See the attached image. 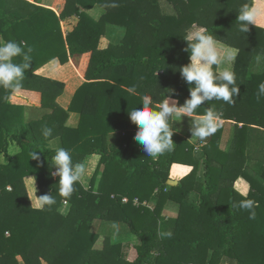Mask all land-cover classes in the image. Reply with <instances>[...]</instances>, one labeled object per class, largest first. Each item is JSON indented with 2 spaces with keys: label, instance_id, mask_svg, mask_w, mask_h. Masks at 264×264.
<instances>
[{
  "label": "trees",
  "instance_id": "trees-1",
  "mask_svg": "<svg viewBox=\"0 0 264 264\" xmlns=\"http://www.w3.org/2000/svg\"><path fill=\"white\" fill-rule=\"evenodd\" d=\"M252 2L66 0L58 14L38 0H0V40L21 46L22 55L14 62L29 64L21 89L39 91L44 109L41 117L26 121V107L9 102V92L0 88V264H21L20 258L24 264H221L224 257L236 264H264V170L254 174L246 168L249 130L264 127V96L258 100L256 95L264 71L253 68L256 55L264 53V28L251 25L241 33L237 21L240 7ZM255 3L262 6V0ZM95 5L104 8L99 19L85 11ZM71 14L79 19L67 32L62 20ZM108 23L124 26L126 34L119 44L100 49ZM193 24L238 50L234 71L240 87L235 103L213 98L196 110L195 115L213 110L235 123L227 150L219 147L221 127L202 146L200 179V157L185 137L174 136V151L153 159L133 139L137 130L109 147L108 135L133 127L134 122L106 119L109 112L130 117V110L142 106L144 95H150L154 108L165 99L184 105L195 87L180 73L190 63L184 32ZM84 52H91L86 81L65 109L57 101L65 83L35 71L55 58L64 64ZM23 54L31 59L23 61ZM71 111L81 115L77 127L67 124ZM171 122L172 118L170 128ZM43 125L53 129L51 138L43 137ZM54 141L71 151L73 164L91 153L101 155L97 187L93 178L87 189L77 184L70 198L59 195V176L50 175L55 171ZM37 146L39 161L31 159ZM29 175L41 195L55 197L53 206L32 207L25 184ZM239 176L250 184L247 198L259 204L254 220L232 206L244 198L234 188ZM170 179L178 184L169 185ZM152 199L156 200L150 208L145 204ZM64 200L70 204L65 213ZM169 200L179 204V213L164 220L161 214ZM95 219L128 224L138 236L137 257L128 259L122 243L109 238L97 249L99 236L91 230ZM161 231H171L172 236L162 238Z\"/></svg>",
  "mask_w": 264,
  "mask_h": 264
},
{
  "label": "clouds",
  "instance_id": "clouds-1",
  "mask_svg": "<svg viewBox=\"0 0 264 264\" xmlns=\"http://www.w3.org/2000/svg\"><path fill=\"white\" fill-rule=\"evenodd\" d=\"M264 19V7H259L255 0L251 4L245 3L239 9L237 21L239 22V32L247 33L249 26L255 25ZM184 40L187 41V47L184 51H190V63L180 69L182 77L189 83H195L191 89L190 98L186 100L183 106H178L176 101L169 102L163 100L158 108L152 107L150 95H144L142 106L130 110V119L138 126L133 139L143 145L146 156L153 159L171 153L174 151L175 143L172 139L173 130L170 128V118L180 119L182 116L193 117V137L203 142L212 136L222 126L223 120L220 114L213 110H208L202 115H195L198 107L205 101H211L213 98L217 101H223L228 104L235 103L234 97L240 92L237 84V76L232 69V64L236 59L237 52L231 47H224L213 35L209 34L203 26L191 25L184 32ZM24 44L23 41L20 42ZM31 53L32 49L27 48ZM22 48L15 41L0 40V88L9 92L11 95L18 93L22 87V81L25 76V69L29 67L27 62L16 63L14 58L21 57ZM31 57L23 54V61H29ZM255 64L258 70L264 71V53L257 54ZM226 65L225 67H221ZM215 66V70L213 68ZM257 99L264 96V82L258 86ZM53 129L47 125L42 126V135L45 139L52 137ZM37 146L31 153V159L40 160V153L37 152ZM55 154L51 157L52 165L55 171H50L52 177L59 176V195L63 198H70L75 190V186L87 189L85 177L87 168L83 162L73 164L71 151L64 147H58L54 150ZM42 163V162H41ZM167 191V187L164 189ZM242 197L232 206L245 210L249 213V219H256V208L259 204L254 199L247 198V189H238ZM32 207L43 210L50 208L56 203L52 194H43L40 196L34 194ZM115 233H119L121 225L117 222L111 224ZM162 238L171 237L172 232H159Z\"/></svg>",
  "mask_w": 264,
  "mask_h": 264
},
{
  "label": "crops",
  "instance_id": "crops-1",
  "mask_svg": "<svg viewBox=\"0 0 264 264\" xmlns=\"http://www.w3.org/2000/svg\"><path fill=\"white\" fill-rule=\"evenodd\" d=\"M39 4L53 9L56 13L60 14L65 7L66 0H38ZM262 6L264 7V0H262ZM91 17L95 19H99L104 13V8L100 5H95L91 9L85 10ZM79 17L74 15H68L62 20V26L65 31L69 32L74 29V26L77 24ZM261 27L264 28V19H261L258 22ZM126 28L121 25L108 23L106 25L105 34L101 37L99 42V48L104 49L107 48L110 44L117 45L122 39L125 37ZM224 47L228 46L220 41H218ZM233 48L237 53V49ZM91 59V52L77 53L75 54L70 61L62 64L59 59L55 58L43 66L39 67L35 73L58 81H62L65 83V89L63 93L57 98L59 104L68 109L71 106L72 100L76 94L78 88L86 81V72L89 67ZM235 61L232 64V69L234 70ZM226 65H222L221 67H225ZM255 70L257 69L256 64L253 67ZM17 94V93H16ZM11 95L9 98V102L12 104L23 105L26 107L25 109V119L26 121H30L36 118H39L43 115L44 109L42 108V96L39 91L29 90V89H20L18 95ZM158 108V106L156 107ZM80 113L77 111H71L69 113V117L67 120V124L72 127H77L80 121ZM195 116L188 117L182 116L180 119L172 118L171 129L173 130V136H183L188 141H190L195 148L201 149L202 146L210 141L211 136L208 137L205 141L200 142L193 137V120ZM107 121L115 122L121 120H131L127 115H120L116 113L109 112L106 117ZM223 120V119H222ZM222 133L220 136L219 147L223 150H227L231 145L234 133H235V123L229 120H223V124L221 126ZM137 130L138 126L134 123L133 127L131 126L125 130H119L111 132L108 135V144L109 147L113 145H119L122 138L126 137L131 130ZM225 139V140H224ZM58 144L57 141H54L53 144ZM52 144V145H53ZM125 146V144H124ZM58 147L59 144H58ZM55 147V148H58ZM196 154V153H195ZM197 155V154H196ZM87 168V175L85 177V183L87 184V188L90 187L93 178H95L96 187L99 185L103 165L101 164V155L97 153H91L84 157L82 161ZM204 158H200V167L198 171V178H202L203 170L200 168L203 167ZM246 168L251 171V173L259 174L264 170V127H252L249 130V150L246 161ZM97 169H99L98 172ZM255 169V170H254ZM258 169H260L258 171ZM257 170V171H256ZM96 176V177H95ZM25 184L29 193V196L34 198V194L36 191V195L40 196L41 192L38 187L37 181L34 176L29 175L25 177ZM178 184V181H177ZM234 188L239 192L238 189H247V194L250 191L249 182L243 177L239 176L234 183ZM154 198V197H153ZM31 200V198H30ZM156 199H152L147 201V205L150 208H153L154 202ZM32 203V200H31ZM68 211V210H67ZM179 213V204L174 201H167L163 207L161 217L164 220H171L178 216ZM112 220L105 219H95L91 224V230L98 234L99 238L96 242L95 247L97 249L102 248L104 244L105 238H109L111 242L114 243H122L124 247V251L127 254L129 250L128 259L134 260L137 257V250L135 245L138 243V236L133 233L128 224L124 222H117L121 225V229L119 233H115L111 228ZM166 228L170 227V225H166ZM101 242L102 244H98ZM20 263L24 264L23 260L20 258ZM46 264V263H45Z\"/></svg>",
  "mask_w": 264,
  "mask_h": 264
},
{
  "label": "rangeland",
  "instance_id": "rangeland-1",
  "mask_svg": "<svg viewBox=\"0 0 264 264\" xmlns=\"http://www.w3.org/2000/svg\"><path fill=\"white\" fill-rule=\"evenodd\" d=\"M225 44V43H224ZM238 51V50H237ZM174 137V136H173ZM172 137V139H173V141H174V143L176 142V138L174 137L173 138ZM225 140V139H224ZM53 146H55V147H58V144H53ZM194 151H195V153L197 154V156H199L201 159L202 158H204V156L202 155V151H201V149L199 148V149H197V148H195L194 149ZM202 168H200V170H201ZM255 170V169H254ZM260 169H258V171H259ZM257 171V170H256ZM194 196H196L195 195V193L193 194V197ZM66 200H64L63 201V203H62V205H61V212H63V213H65V212H67V210L69 209V202L67 201V202H65ZM98 244H102L101 242H99ZM129 255V250H128V252H127V256ZM22 260V259H21ZM221 264H236L235 263V261L234 260H232V259H230V258H228V257H224L223 259H222V261H221Z\"/></svg>",
  "mask_w": 264,
  "mask_h": 264
},
{
  "label": "water",
  "instance_id": "water-1",
  "mask_svg": "<svg viewBox=\"0 0 264 264\" xmlns=\"http://www.w3.org/2000/svg\"><path fill=\"white\" fill-rule=\"evenodd\" d=\"M168 184L169 185H176L177 184V181L176 180H173V179H170V180H168Z\"/></svg>",
  "mask_w": 264,
  "mask_h": 264
},
{
  "label": "built area",
  "instance_id": "built-area-1",
  "mask_svg": "<svg viewBox=\"0 0 264 264\" xmlns=\"http://www.w3.org/2000/svg\"><path fill=\"white\" fill-rule=\"evenodd\" d=\"M126 200H127V198H123V201H126ZM65 202H67V201H65ZM134 203L138 205L140 202H139L138 199H135V200H134Z\"/></svg>",
  "mask_w": 264,
  "mask_h": 264
}]
</instances>
